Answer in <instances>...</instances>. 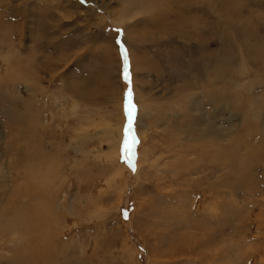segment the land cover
I'll use <instances>...</instances> for the list:
<instances>
[{
	"label": "rangeland",
	"instance_id": "rangeland-1",
	"mask_svg": "<svg viewBox=\"0 0 264 264\" xmlns=\"http://www.w3.org/2000/svg\"><path fill=\"white\" fill-rule=\"evenodd\" d=\"M0 264H264V0H0Z\"/></svg>",
	"mask_w": 264,
	"mask_h": 264
},
{
	"label": "bare ground",
	"instance_id": "bare-ground-1",
	"mask_svg": "<svg viewBox=\"0 0 264 264\" xmlns=\"http://www.w3.org/2000/svg\"><path fill=\"white\" fill-rule=\"evenodd\" d=\"M157 2V1H156ZM200 74V73H199ZM205 83V82H204ZM199 93V92H198ZM218 98V97H217ZM230 98H232V97H230ZM229 99V98H228ZM218 106V105H217ZM228 107V106H227ZM263 109V108H262ZM228 110V109H227ZM141 111H142V109H141V107H137V110H136V118L138 119V117L140 118L141 117ZM250 117V116H249ZM17 118H18V116H17ZM215 118V117H214ZM22 118H20V120H21ZM259 119V118H258ZM256 120V119H255ZM119 123H121L122 124V122H124L123 120L122 121H118ZM253 122V121H252ZM120 124V125H121ZM99 125H97V127H98ZM119 126V125H118ZM104 127V126H103ZM98 135L99 136H101L102 134H103V136L104 137H106L107 139H109L110 140V142L112 143V153H111V156H108L109 155V153L108 154H103V156H102V160L103 161H105L106 159H109V160H111V162L114 164V163H116L117 162V160H116V158H117V155H116V152H115V148H116V145L117 144H119L121 141H122V137H123V134H122V131H121V127L119 126V127H117V125H116V127H112V126H107V127H104L103 129L101 128L100 130H98ZM84 138V137H83ZM72 146V145H71ZM242 146V145H241ZM114 147V148H113ZM212 148V147H211ZM83 153V152H82ZM81 153V154H82ZM251 153V152H250ZM249 156V155H248ZM27 158V157H26ZM29 158V157H28ZM27 160V159H26ZM25 160V161H26ZM141 160H142V158H141ZM117 164V163H116ZM241 164V163H240ZM249 164V163H248ZM27 165V164H26ZM140 166H141V164H140ZM28 169V168H27ZM71 169H73V168H71ZM117 169H119V168H117ZM121 171H122V169H119V171L118 172H116V174L114 175V178H116L117 176H119V175H121ZM243 172V171H242ZM29 173V172H28ZM137 173V172H136ZM25 177V176H24ZM28 177V176H27ZM113 178V177H112ZM233 190V189H232ZM26 193L28 192V189H27V191H25ZM22 193H24V192H22ZM25 193V195H27ZM30 193V192H29ZM29 195V194H28ZM27 195V196H28ZM20 197H22V196H20ZM29 197V196H28ZM25 198H27L26 196H25ZM20 199V198H19ZM26 200H29L28 198L26 199ZM28 202V201H27ZM22 206V205H21ZM27 217V216H26ZM25 217V218H26ZM127 245H126V243L124 244V246H123V248H125V249H127ZM128 252V254H132V251L130 250H128L127 251Z\"/></svg>",
	"mask_w": 264,
	"mask_h": 264
},
{
	"label": "snow or ice",
	"instance_id": "snow-or-ice-1",
	"mask_svg": "<svg viewBox=\"0 0 264 264\" xmlns=\"http://www.w3.org/2000/svg\"><path fill=\"white\" fill-rule=\"evenodd\" d=\"M128 114H129L128 127L130 129L131 128V121H132V109H131V105H129ZM127 147H128V144H127V142H125V149H127Z\"/></svg>",
	"mask_w": 264,
	"mask_h": 264
}]
</instances>
